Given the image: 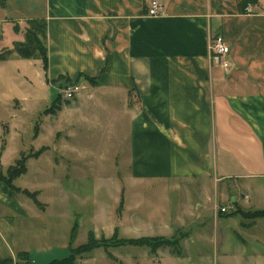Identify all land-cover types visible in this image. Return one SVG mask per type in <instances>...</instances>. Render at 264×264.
<instances>
[{
	"label": "crops",
	"instance_id": "1",
	"mask_svg": "<svg viewBox=\"0 0 264 264\" xmlns=\"http://www.w3.org/2000/svg\"><path fill=\"white\" fill-rule=\"evenodd\" d=\"M15 1L0 7V50L23 41L25 20L34 15L20 9L36 0L21 6ZM160 1L162 13L151 17L149 0H42L37 18L46 22L47 67L41 73L47 86L56 89L78 76L93 79L78 80L87 89L74 104L91 108L99 119L113 112L114 127L127 128L132 182L210 181L231 192L233 207L263 208L264 0L248 3L250 12L242 0ZM216 35L229 46L226 68L209 53ZM11 58L17 59L12 55L0 64ZM196 203L201 208L206 200ZM190 204L185 206L191 211ZM28 209L0 181V264L67 257L66 241L57 249L45 243L44 227L37 226L41 217ZM225 220L244 253L264 255V221L251 235L248 223Z\"/></svg>",
	"mask_w": 264,
	"mask_h": 264
},
{
	"label": "rangeland",
	"instance_id": "2",
	"mask_svg": "<svg viewBox=\"0 0 264 264\" xmlns=\"http://www.w3.org/2000/svg\"><path fill=\"white\" fill-rule=\"evenodd\" d=\"M15 3L21 6L24 1ZM27 3L20 13L37 18L42 0ZM18 59L0 64V146L4 144L0 172L8 179L20 170L17 160L23 155L27 158L26 171L11 182L30 194L18 192L16 196L27 201L29 212L40 215L37 226L44 227L45 243L57 249L66 241L68 249L75 250L90 234L97 241L109 240L107 246L75 257L92 260V264H264V255L244 253L229 225L221 223L237 217L255 235L264 218L252 215L264 207L237 205L220 214L219 208L230 205L232 194L210 181L150 186L132 182L127 168V128L114 127L113 112L102 113L99 119L91 108L74 104L75 98L56 100L57 90L47 86L42 63L22 64ZM23 73L30 83L22 79ZM200 198L206 203L197 208ZM190 200L191 207L195 203L191 211L185 206ZM236 208L249 214L244 217ZM129 237L175 238L177 242L150 251L146 246L119 242Z\"/></svg>",
	"mask_w": 264,
	"mask_h": 264
},
{
	"label": "trees",
	"instance_id": "3",
	"mask_svg": "<svg viewBox=\"0 0 264 264\" xmlns=\"http://www.w3.org/2000/svg\"><path fill=\"white\" fill-rule=\"evenodd\" d=\"M250 2H254V1L242 0L240 5L243 8H245V6ZM4 6H5V0H0V7H4ZM25 25L26 28L24 31L23 41L13 43V47L11 49L6 50V53L0 54V61L6 60L10 54H15L17 57L21 59H39L42 63L44 70H46L47 50L44 43L46 40V22L43 19L31 18L25 20ZM13 30L15 32L18 31V25L15 24L13 26ZM81 77L85 79L89 84L95 83L93 79L86 76L84 77L78 76L74 78L73 81H78ZM58 99L59 96H57L56 100ZM3 148H4V144L0 146V158ZM26 159L27 158L23 155L19 160H17L16 164L20 166V170L15 171V174L10 175L8 179L7 176L3 175L0 172V181L3 182L6 186H8L11 189V191L15 194H18V192H22L23 194L30 195L26 189L20 190L19 187H15L11 182L12 178L18 177L26 171V167H25ZM8 172H11L10 169H8ZM33 201L36 202L35 198H33ZM235 210L237 211L238 209L236 208ZM237 212H239L244 217H247V215L249 214L247 212L242 213V211H237ZM255 215L264 218V208L255 211L252 217H256ZM74 230L75 227L73 226L71 229V238H73L74 236ZM108 242L110 241L105 239L97 241L96 238L92 236V234H90L88 240L84 244L79 245L77 249L72 250L71 248H69V254L67 257L59 260H52L49 264H72L75 261V257L77 255L90 252L91 250H94L99 247L107 246ZM119 242L123 244H131L133 246H146L150 249V251H154L155 249L164 245L174 246L177 240L175 238L171 240H166L163 237H140V238H125V239H121Z\"/></svg>",
	"mask_w": 264,
	"mask_h": 264
},
{
	"label": "built area",
	"instance_id": "4",
	"mask_svg": "<svg viewBox=\"0 0 264 264\" xmlns=\"http://www.w3.org/2000/svg\"><path fill=\"white\" fill-rule=\"evenodd\" d=\"M162 3L160 0H149L147 6V15L151 17L159 16L162 13ZM245 10L250 12L252 8L250 5L245 6ZM209 53L222 67L226 68L229 65L227 56L229 53V46L223 40L221 35H216L211 38L209 41ZM84 82H65L62 85L56 87L57 95L63 100H70L76 97L82 90L87 89V85L83 84ZM233 206H222L219 208L220 213L230 212Z\"/></svg>",
	"mask_w": 264,
	"mask_h": 264
}]
</instances>
